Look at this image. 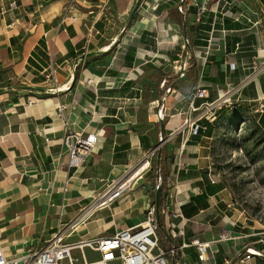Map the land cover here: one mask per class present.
<instances>
[{
  "label": "crops",
  "instance_id": "obj_1",
  "mask_svg": "<svg viewBox=\"0 0 264 264\" xmlns=\"http://www.w3.org/2000/svg\"><path fill=\"white\" fill-rule=\"evenodd\" d=\"M15 1L16 10L0 12V245L7 256L45 246L58 230L79 242L139 226L154 205L145 175L153 160L167 175L160 209L167 238L159 245L169 264H237L247 248H264V228L242 217L212 173L213 133L180 131L196 87L207 93L196 105L223 94L239 105L223 104L202 120L213 128L217 119L238 120V110L244 121L261 117L255 110L264 106V0ZM67 7L74 20L60 25ZM181 49L189 60L175 73L163 58L174 60ZM50 66L56 85L47 78ZM162 80L172 86L159 105ZM68 126L97 134L76 171L66 166ZM120 178L129 179L128 190L100 207L97 195ZM192 240L208 244V262H199Z\"/></svg>",
  "mask_w": 264,
  "mask_h": 264
},
{
  "label": "built area",
  "instance_id": "obj_2",
  "mask_svg": "<svg viewBox=\"0 0 264 264\" xmlns=\"http://www.w3.org/2000/svg\"><path fill=\"white\" fill-rule=\"evenodd\" d=\"M4 3H6V6H4ZM0 4L2 5L1 14L17 9L15 0H0ZM69 9L70 7L64 9L60 25H65L66 21L71 18L68 15ZM204 10V7L198 8L197 18L203 14ZM155 41L156 45L159 46L160 40L155 39ZM174 57L175 59L171 60L165 55L163 64L171 71L180 73L186 66L184 49L175 51ZM77 65L78 63L74 64L71 70H75ZM55 71V67L50 66L47 78L56 85ZM87 83L94 84V81L89 79ZM224 96L225 94L221 95L219 99L211 103L204 101L196 105L197 100H203L207 97L204 88L196 87L188 101L187 110L183 113L184 119L180 131L187 128L191 137L195 136L199 130H204L202 120L213 118L214 111L223 104H233L230 99L224 98ZM26 104L32 105L33 101L28 100ZM255 111L264 113V106H259ZM95 114L93 112L92 115ZM63 144L67 152L66 166L76 171L84 166L88 157L96 148L97 134L73 131L68 126L63 137ZM150 155L153 156L154 151ZM157 180L160 181V177H157ZM211 181L213 182L212 179ZM128 188L129 179L111 180L105 189L97 195L99 206H108L120 198ZM156 229V208L152 204L146 208L145 220L142 224L133 228L116 230L108 236L89 238L79 242H67L64 231L58 230L46 242L45 246L37 250L28 249L19 256H7L0 245V264H169L164 251L159 245ZM178 236L179 233L172 232V238ZM220 236L221 239L227 237L224 234ZM190 244L196 247L199 262L206 263L209 261L208 244L201 243L198 240H192ZM183 246L186 245L183 244ZM74 251L78 253L75 254ZM252 257L264 258V248L260 250L247 248L245 255L239 258L237 264H247ZM223 264H230V261L225 260Z\"/></svg>",
  "mask_w": 264,
  "mask_h": 264
},
{
  "label": "rangeland",
  "instance_id": "obj_3",
  "mask_svg": "<svg viewBox=\"0 0 264 264\" xmlns=\"http://www.w3.org/2000/svg\"><path fill=\"white\" fill-rule=\"evenodd\" d=\"M217 120L208 141L212 173L228 187L242 217L264 228V135L253 132L249 121Z\"/></svg>",
  "mask_w": 264,
  "mask_h": 264
},
{
  "label": "trees",
  "instance_id": "obj_4",
  "mask_svg": "<svg viewBox=\"0 0 264 264\" xmlns=\"http://www.w3.org/2000/svg\"><path fill=\"white\" fill-rule=\"evenodd\" d=\"M185 53H186V66H185V68H186L187 64H188V60H189V52L185 51ZM178 77H179V75L175 76L173 79H177ZM170 86H172V85H170V84L168 85L165 80L161 81L160 91L158 92V95H157V100H158L159 105L162 104L163 97L171 89ZM34 90L38 91V92H43L42 89H34ZM41 96L43 98H51L54 95L50 94V93H44L43 92V93H41ZM233 105L234 104H231V106H233ZM236 106H239V105L238 104L234 105V107H236ZM234 111L236 112L237 110L234 108ZM234 115L237 116L235 118H238V121L245 122L243 119L244 116H242V113L239 110ZM260 115H261V117L259 118V120L257 122L253 121L252 119H250L249 122H252V124H253V132L259 131L262 135H264V126H262V124H264V113H261ZM160 120H161V118H160ZM231 121H233V120H231ZM234 121H237V120H234ZM226 122L229 123V121H226ZM246 122H248V121H246ZM202 124H203L204 130H199L195 136H199L200 134H206L208 137L211 136L214 128L211 125H208L207 123L202 122ZM159 160H160V158H159ZM145 175L148 176V178L152 181V188L154 191H156L157 189H160L159 224H157L156 233L158 235V239L159 240L161 239V241H163L165 237L167 238V236H166V232L164 231V229L162 227V222H161L162 217L160 214V209L162 208V206H163V204L167 198L166 184H165L167 175H161V172L159 170V166H157V164H156V160L151 161L150 169ZM157 177H160V181L157 180ZM164 253H165V251H164ZM165 255H166V253H165Z\"/></svg>",
  "mask_w": 264,
  "mask_h": 264
},
{
  "label": "water",
  "instance_id": "obj_5",
  "mask_svg": "<svg viewBox=\"0 0 264 264\" xmlns=\"http://www.w3.org/2000/svg\"><path fill=\"white\" fill-rule=\"evenodd\" d=\"M138 6H139V2L135 5L134 11L137 9ZM149 155H147L136 167H134L131 170V173L130 174L135 173L142 165H144L145 163H147L148 162ZM159 199H160V189H157L155 191V196H154V206L156 208V222H157V224H159ZM172 264H174V263L172 262Z\"/></svg>",
  "mask_w": 264,
  "mask_h": 264
},
{
  "label": "bare ground",
  "instance_id": "obj_6",
  "mask_svg": "<svg viewBox=\"0 0 264 264\" xmlns=\"http://www.w3.org/2000/svg\"><path fill=\"white\" fill-rule=\"evenodd\" d=\"M144 168H139L135 173H133L130 177V179H133L134 177H136Z\"/></svg>",
  "mask_w": 264,
  "mask_h": 264
}]
</instances>
